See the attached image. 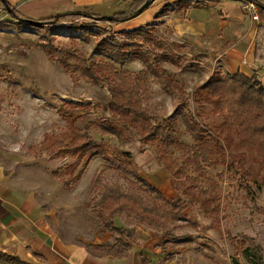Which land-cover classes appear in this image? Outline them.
<instances>
[{"label": "rangeland", "instance_id": "obj_1", "mask_svg": "<svg viewBox=\"0 0 264 264\" xmlns=\"http://www.w3.org/2000/svg\"><path fill=\"white\" fill-rule=\"evenodd\" d=\"M24 12L44 15L50 10L45 2L27 1ZM119 25L83 13L59 24L29 25L10 17L0 4V165L40 194L48 219L62 236L83 245L108 235L88 204L99 197L93 187L97 176L128 187L116 170L119 151H125L140 177L149 182L157 176L166 185L155 187L182 207L183 220L168 223L167 231L154 228L170 239L164 244L175 253L173 264H264V134L247 130L252 123H264V103L246 95L239 104L236 92L229 96L223 91L219 106L226 110L229 100L235 101V120L229 131H217L220 113L210 102L195 101L194 92L230 73L188 43L169 38L164 26L153 22L124 35L119 32L126 25ZM104 39L123 44L116 49ZM125 107L145 111L149 125L169 124V133L191 144L184 114L200 127L195 132L210 142L216 139L223 151L211 163H197V170L186 158L190 150L185 155L174 145L164 147L161 159L154 141L143 137L144 120L132 122ZM104 124L117 126L127 142L118 145L115 135L100 132L98 125ZM104 148L105 156H94L70 186L54 177L61 168L68 178L69 169L76 173L91 151L104 154ZM228 154L234 161L229 171ZM104 164L110 168L103 169ZM245 169L247 177L241 180L238 174ZM197 197L210 200L205 205L216 211L205 214ZM114 223L134 225L123 215Z\"/></svg>", "mask_w": 264, "mask_h": 264}, {"label": "crops", "instance_id": "obj_2", "mask_svg": "<svg viewBox=\"0 0 264 264\" xmlns=\"http://www.w3.org/2000/svg\"><path fill=\"white\" fill-rule=\"evenodd\" d=\"M5 1L10 8L9 11L6 10L10 17L9 12L15 10L33 20L74 11L110 16L116 12L132 10L134 2ZM27 1L45 2L50 12L44 15L25 13L24 4ZM176 1L153 0L139 15L116 24L126 25L124 29H134L154 22L168 29L169 38L188 43L196 53L202 54L203 58L218 66L220 71L242 73L249 77L255 75L258 80L263 79V7H251L245 0H205L202 4L188 8L166 10V5H172ZM159 14L163 16L159 17ZM149 182L153 187L157 184L159 187L166 185L157 176ZM126 229L133 230L132 237L124 239L129 245L126 251L118 253V236H114V239L109 232L104 241H89L92 245H115V254H99L65 238L48 219L40 194L35 189L22 185L18 178L7 174L4 166L0 165V253L18 256L28 264H173L174 260L171 259L175 253L164 244L170 241L169 238L163 237L154 228L143 225L134 224Z\"/></svg>", "mask_w": 264, "mask_h": 264}, {"label": "trees", "instance_id": "obj_3", "mask_svg": "<svg viewBox=\"0 0 264 264\" xmlns=\"http://www.w3.org/2000/svg\"><path fill=\"white\" fill-rule=\"evenodd\" d=\"M146 0H134L133 8L130 11H120L116 12L110 16H101L89 12L83 11H74V12H66L63 14H58L52 17H48L45 19L33 20L30 18H26L16 12L15 10H11L9 12L11 16L20 22L27 23L29 25H54L59 24L62 20L67 16H76L79 14L88 16L92 19L97 21L104 22L106 24H113L119 21H123L129 19L133 16L136 10L145 2ZM205 0H177L172 5H166L165 8L168 11H172L175 7L178 8H188L192 5H199L202 4ZM256 3L264 8V4L261 2ZM1 6L7 10L9 8L7 2L5 0H0ZM10 9V8H9ZM9 11V10H7ZM143 30V26H140L134 30H121L119 33L124 35H133L134 33L141 32ZM108 42L104 39V43ZM108 45L112 46L113 48H118L120 45L119 43L109 41ZM44 48L47 52L51 53V47L49 48L47 45H44ZM121 48V47H119ZM56 49V48H55ZM53 49V50H55ZM57 50V49H56ZM60 50V48H59ZM84 61V58L82 59ZM121 62V61H120ZM223 91H225L229 96H233V93L236 92L237 94V102L244 103V96L249 95L254 97L256 101L264 103V87L262 81H259L255 75L254 76H246L242 73H235V74H226L225 78L223 79H216V80H209L203 86L197 88L194 92V99L195 101H206L210 102L214 105L215 111L220 113L221 121L217 123L216 128L217 131L220 130H228L233 125V116L234 109L232 108L233 103L235 101L228 102V106L226 110L220 108L221 98ZM253 95V96H252ZM227 100V99H226ZM232 102V105H231ZM124 114H133L132 122H137L144 120V124L142 125V131H145L144 139L146 140H153L155 143V148L157 149V155L161 159H163L162 151L165 146L167 145H174L181 149L185 155L188 150H190V154L186 155V158L194 165L195 169L197 170L199 165L198 164H206L211 163L213 160V156L215 153H219L223 151V146H219V142L216 139H211V142L207 138H203L198 131H194V128L200 129L197 123H194L193 120L188 119L184 114H181L182 122L184 124L185 131L189 134L192 139V143L188 144L178 140L173 134L170 132V125L169 124H156V125H149L147 120L148 117L146 116L145 111L139 112H132L130 108H122ZM246 109V108H244ZM138 111V109H134ZM114 112V110H111ZM119 111V110H118ZM221 112L223 114H221ZM242 112V110H241ZM258 114V113H257ZM259 117V116H258ZM234 119V118H233ZM235 120V119H234ZM258 122V118L255 119ZM238 124H242V121L237 122ZM100 126V132L104 134H111L116 136V140L118 145L125 144L127 142L126 139L122 138V132L120 131L117 126L114 124H104L98 125ZM199 127V128H198ZM88 126L85 127L87 129ZM214 128V127H212ZM214 128V130H216ZM248 133L251 135H262L264 134V123H252L247 128ZM202 131V130H201ZM84 137H89L87 134H84ZM142 137V138H143ZM208 137H210L208 135ZM226 141L230 140L229 135L225 136ZM87 147L89 143L85 144ZM94 146V144L92 143ZM60 144L58 148H60ZM97 147V146H95ZM106 149L104 148V154L100 150H93L91 151L82 167L74 173L71 169H69V177L63 178L62 169L58 168L56 171L53 172L55 178H57L63 185L70 186L72 183L79 180L88 165L89 161L94 156H105ZM119 154L122 156V159H117L120 162L116 168L118 171V175L123 178L128 187L124 189L122 186L118 184H108L103 182L99 176H97L94 180L93 187L99 190V197L98 200L93 204L89 205L91 207V212L97 217V219L102 223L103 229L106 232L111 234L115 233L118 234L119 237L117 238V250L118 253L122 251H126L129 248V245L126 241H124L125 237L131 238L133 234L132 229H126L122 226H116L114 223V219L118 215H123L125 218H128L131 223L135 225H144L151 228L161 229L162 231H167L166 226L168 223H172L174 221H181L183 220V216L181 215L182 207L175 203V200L166 198L158 189L151 186L145 179L140 177L136 168L133 166L132 159L130 158L129 154L125 151H119ZM227 156V155H226ZM229 159V154L227 156ZM239 163H242V160H238ZM198 163V164H197ZM261 164L264 167V153L263 158L261 159ZM166 165L169 167V164L166 162ZM69 167V166H68ZM67 167V168H68ZM227 171L234 168V161L228 160L227 164ZM102 168H110L106 164L102 166ZM238 171V170H237ZM246 169L238 174L239 179H244L247 177V173L245 172ZM142 193L143 195H139ZM196 201L202 206L205 214H211L215 210V207H208L205 205V201H210L208 199L199 200L197 197ZM190 203H194L193 198L189 200ZM124 236V238H122ZM87 249L97 252L99 254H115L117 253L116 249H114L115 245L110 244H100V245H92L90 243L83 244ZM245 252V251H244ZM243 252V253H244ZM0 257L3 258L0 264H28L25 261L21 260L18 256L0 253Z\"/></svg>", "mask_w": 264, "mask_h": 264}, {"label": "water", "instance_id": "obj_4", "mask_svg": "<svg viewBox=\"0 0 264 264\" xmlns=\"http://www.w3.org/2000/svg\"><path fill=\"white\" fill-rule=\"evenodd\" d=\"M153 0H146L137 10L136 12L133 14L132 17L139 15L144 9H146L152 2ZM7 10H9V8H7ZM263 83V87H264V77L262 80Z\"/></svg>", "mask_w": 264, "mask_h": 264}, {"label": "built area", "instance_id": "obj_5", "mask_svg": "<svg viewBox=\"0 0 264 264\" xmlns=\"http://www.w3.org/2000/svg\"><path fill=\"white\" fill-rule=\"evenodd\" d=\"M245 1H248L251 7L259 6V5L256 3V1H257V2H261V3L264 4V0H245ZM253 17H256V16H253Z\"/></svg>", "mask_w": 264, "mask_h": 264}]
</instances>
